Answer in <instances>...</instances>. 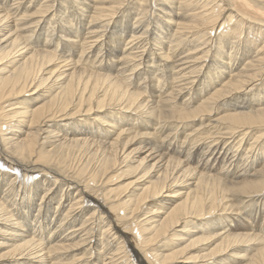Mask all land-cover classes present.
Here are the masks:
<instances>
[{
    "label": "bare ground",
    "instance_id": "1",
    "mask_svg": "<svg viewBox=\"0 0 264 264\" xmlns=\"http://www.w3.org/2000/svg\"><path fill=\"white\" fill-rule=\"evenodd\" d=\"M0 264H264V0H0Z\"/></svg>",
    "mask_w": 264,
    "mask_h": 264
}]
</instances>
